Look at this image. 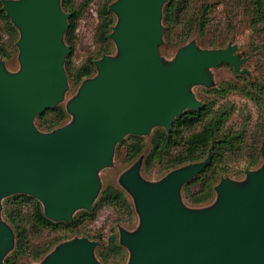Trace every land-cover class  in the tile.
Instances as JSON below:
<instances>
[{"label": "water", "instance_id": "obj_1", "mask_svg": "<svg viewBox=\"0 0 264 264\" xmlns=\"http://www.w3.org/2000/svg\"><path fill=\"white\" fill-rule=\"evenodd\" d=\"M165 2L109 5L116 24L108 37L117 55L94 61L96 76L83 80L66 106L72 121L43 133L34 127V117L56 106L67 88L63 63L69 47L62 37L68 14L60 0H1L19 32L20 70L9 74L0 60V199L27 194L42 204L48 219L72 220L74 211L90 210L99 189L96 172L110 164L125 135L142 136L153 126L168 132L174 117L196 110L201 102L189 86H209L206 69L228 64L241 72L236 44L216 51L189 44L164 65L159 45ZM260 151L264 158V145ZM210 159L209 151L201 162L176 168L157 184L142 181L137 165L122 174L141 220L135 233L120 232L119 244L130 252L128 264H264V165L248 171L243 186L220 180L212 207H182V186ZM13 239L11 228L0 222V264ZM95 247V241L74 238L42 264H97Z\"/></svg>", "mask_w": 264, "mask_h": 264}, {"label": "trees", "instance_id": "obj_2", "mask_svg": "<svg viewBox=\"0 0 264 264\" xmlns=\"http://www.w3.org/2000/svg\"><path fill=\"white\" fill-rule=\"evenodd\" d=\"M114 1L100 0L95 34L98 49L95 56L79 66H74L70 62L74 47V31L83 9L81 5H76L74 0H60L61 10L68 14L67 27L62 38L64 44L69 47V52L65 56L63 68L67 80L76 86H80L83 80L95 74V60L104 55H110L113 42L108 35L116 24V16L109 11L108 7ZM192 1L166 0L163 4L161 11L162 38L159 49L162 45L167 47V44L180 46L187 41L194 30L201 32L206 27L210 6L202 3L196 10L190 7ZM253 4L256 7L255 10H252L256 22L264 21V0H254ZM189 11L190 13H188ZM0 21L2 23L0 58L8 61L12 55L18 53L16 42L19 32L2 9L1 0ZM232 90L238 91L251 100L260 113L264 111V84L245 80L240 87L214 88L211 91L213 96L202 100L196 110L186 109L174 117L168 132L158 126L149 138L150 148L144 160V167L147 169L156 163L163 170L170 172L187 163L203 160L208 152H211V159L207 166L182 186V190H184L190 185H198V189L190 196V201L194 204L206 202L214 195L215 183L225 171L223 168H219V165L225 161L228 155L243 151L246 147L244 128L227 125L234 111L233 104L219 102ZM68 115L65 106L56 105L46 108L36 115L33 125L38 131L49 133L64 126ZM251 145L253 159L249 165H253L260 155L259 147L254 143ZM119 146L125 148L124 160L132 162L143 152L145 143L142 136L129 135L127 141L118 142L117 147ZM7 199L4 215L13 232L15 242L12 246L14 250L3 257L2 264H18L20 255H24L32 261L48 255L53 247L62 241V238L56 237L33 244L30 242V235L57 230H61L65 234L75 233L81 223L87 219H93L103 206L118 207L128 215L133 213L132 204L125 193L113 185H108L98 192L89 211L79 209L76 214L72 215V220L68 222L53 221L45 217L42 204L30 195L17 193L10 195ZM124 253L125 248L119 244L115 234H111L102 246L99 245L95 248L96 256L102 261L122 256Z\"/></svg>", "mask_w": 264, "mask_h": 264}, {"label": "rangeland", "instance_id": "obj_3", "mask_svg": "<svg viewBox=\"0 0 264 264\" xmlns=\"http://www.w3.org/2000/svg\"><path fill=\"white\" fill-rule=\"evenodd\" d=\"M76 5H81L83 9L82 16L76 23L74 31V47L70 62L74 66L83 64L87 59L93 58L98 49V44L95 39L96 28L98 24L97 9L100 0H74ZM254 0H193L190 7L198 9L202 3L210 6L208 10V22L206 27L200 31H193L186 42L180 46L174 44L164 45L159 49L160 60L164 65L170 64L179 49L194 45L198 50L216 51L225 48L230 44H236L238 49L236 54L242 62L239 66L240 73H236L228 64H221L213 68L206 69L210 85L192 84L189 86V92L192 93L196 100H202L212 97L211 92L214 88H225L229 86L240 87L245 80L250 82H260L264 84V21L256 22L252 10H255ZM190 13V11L188 12ZM2 23L0 21V31ZM3 32V31H2ZM113 42V41H112ZM164 44V41H163ZM117 48L113 42L110 56L117 55ZM18 54V53H17ZM17 54L11 56L8 61L0 58L4 70L9 74H15L20 70ZM96 72L89 78H94ZM87 79V78H86ZM79 86L72 84L67 80V88L63 93L62 99L57 105L67 106L78 93ZM264 100V97H263ZM221 103H231L234 106V111L231 114L227 125L235 128H244L246 147L243 151L228 155L225 161L221 163L219 168L225 170L215 186L220 180L226 179L236 186H243L247 182V172H255L260 170L264 165V158L261 154L258 160L249 165L252 161L251 144L261 149L264 145V111L259 112L256 105L244 97L236 90L230 91L225 97L219 100ZM73 117L69 114L65 125L72 121ZM158 126H153L148 134L142 135L145 147L143 152L132 162L124 160L125 148L123 146H114L113 155L110 159V164L96 172V177L99 184L98 192L108 185H113L122 190L132 204L133 213L128 215L122 209L114 206L106 205L101 207L95 217L90 220H85L81 223L75 233H63L57 231H43L34 236L30 235V242L36 244L40 241L50 240L60 237L61 242L70 241L74 238H86L89 241H95L96 247L102 246L111 234H115L120 240V232L135 233L140 227V216L135 210L134 199L131 194L125 189L121 182V176L128 171L132 166L137 165L139 178L148 184L159 183L169 171L163 170L159 164H153L148 169L144 167V160L149 151V138L152 132ZM129 135H125L122 140L128 139ZM202 160L195 161L201 162ZM194 163V162H191ZM189 164V163H187ZM186 165V164H185ZM184 166V165H183ZM181 167V166H180ZM178 167V168H180ZM172 171V170H171ZM170 171V172H171ZM206 202L194 204L190 201L191 193L198 189V185H190L187 189L180 190V203L182 207L190 211L205 210L212 207L217 202V194ZM10 196L0 199L1 212L0 222L8 225L4 215L6 201ZM79 210L74 211L73 215ZM15 242V239H13ZM55 245L53 251L59 244ZM15 244V243H14ZM95 247V248H96ZM93 251V258L97 264H128L130 252L125 247V253L122 256L111 257L107 261L100 260ZM14 250V247L6 252L4 256L9 255ZM46 256L39 260L32 261L24 255H20L18 264H42Z\"/></svg>", "mask_w": 264, "mask_h": 264}]
</instances>
